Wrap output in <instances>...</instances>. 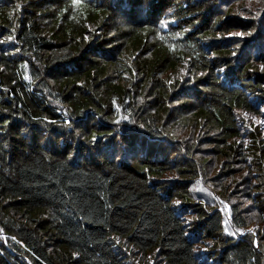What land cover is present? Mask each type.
Here are the masks:
<instances>
[{
    "label": "trees",
    "instance_id": "obj_1",
    "mask_svg": "<svg viewBox=\"0 0 264 264\" xmlns=\"http://www.w3.org/2000/svg\"><path fill=\"white\" fill-rule=\"evenodd\" d=\"M226 1L0 0V264H264V139L235 119L264 118V0L244 20ZM176 100L225 160L167 131Z\"/></svg>",
    "mask_w": 264,
    "mask_h": 264
},
{
    "label": "rangeland",
    "instance_id": "obj_2",
    "mask_svg": "<svg viewBox=\"0 0 264 264\" xmlns=\"http://www.w3.org/2000/svg\"><path fill=\"white\" fill-rule=\"evenodd\" d=\"M262 1L263 0H227L224 4H222V6H223L224 10L227 11L228 14H230V12L234 11L235 13L240 15L239 20H244L245 18L252 19L256 16H259ZM263 15H264V13L262 14V16ZM262 26H264V25H262ZM263 29H264V27H263ZM236 31H239V30H231V31H228V33L229 32H236ZM228 33H225V35L223 37H227ZM234 38H237V40H238V38H240V37H230V38H226L225 40H228L230 42V46H232L234 48V53H235L237 50V45L240 42ZM230 39H232V40H230ZM258 39H260V38H258ZM256 40H254L251 45H249L247 43L244 45L245 48L246 47L249 48V52L254 51V53H252V54H255V49H256V46L258 43ZM239 45H241V43ZM257 62L258 61H254V64L252 66L248 67V71H250V73H254V70H252V69L260 70L261 65H264V62H262V64L257 63ZM237 67L239 69L238 72H240L241 67L238 65H237ZM176 69H178V68H175V69L170 68V69L166 70V72H170L171 70H176ZM181 70H183V69L181 68ZM173 74H174V71H171V75H173ZM123 78L124 77L117 78V80H119V82H118L119 84L123 83ZM252 78H253V76H252ZM252 89L253 90L247 91V95H249V97L251 95H253L252 93H254V87ZM151 104L154 105V107H157L154 103H151ZM172 104H177V105L170 106V108L168 107V111H166V112H168V115H166V118L167 119L171 118V121L168 123V125L166 127L167 131L174 132V136L176 135L175 138L180 140V142L182 143V145L184 147H188V145L193 143L195 148H196L195 149L196 150L195 151V157H196V160L198 162H200L204 158V156H207L205 158L206 160L204 161V164L205 163L208 164L211 161L218 162V161L225 160L226 156L223 155L224 149H222L223 153H220V151H219L220 149L217 148V144H219L221 142V140H218V138L222 136L224 129H222V131H218L217 128L215 127V125L213 124V122H211L210 119H208V117L205 116L204 113H198V112L188 113L185 110L179 111L178 107H179L180 103H178L177 100L174 102L172 101ZM240 110L239 109L235 110V113H236L235 119H236L237 125H239L242 128L244 133L250 132L253 125L259 126V132H260L261 136H263V139H264V123H261V122H264V118L260 117V115H253L250 112L244 111L243 109H240ZM161 113H162V116H165V113H163V112H161ZM184 114H185V116H184ZM161 118L162 117H160V121H161ZM238 119L242 120V121H238ZM160 121H159V123H163ZM52 140H55V137H53ZM227 140H230V138H228ZM212 141L214 142L213 144H212ZM248 143H249V140L246 137H244L243 147L245 145H247ZM180 156L181 155H174V158H180ZM245 158H247V161H249V162L253 160V156H251L250 154H246ZM235 166H240V165H239V163L236 162ZM236 168H238V167H236ZM242 170L240 172H238L239 177H241L244 174V170L243 171ZM171 176H174V175L171 174ZM206 184H207V186H209V190H207V187H205L204 183H202V182H200L196 185L190 184V185H188L187 188L189 190H191V192L196 193L198 199L203 198V200H205L207 202V204L210 203L212 205V199L210 197L211 196L210 194L218 193V190L216 189L214 183L210 182V183H206ZM245 186L246 185H244V184L242 185L243 194H245L244 193ZM230 189L232 190V194L235 195V198L238 197V194L241 196L240 201L238 199L236 201V202H240V203H238L239 209H241V208L245 209L246 206L253 203L252 200L249 199V197H247L243 194L241 195L238 191H237L238 192L237 193L235 191L236 188L234 187V185H231ZM190 194H191V196H193L192 193H190ZM217 197H218V199H221V200L223 199L220 194ZM225 198H227V197H225ZM175 200L179 201L178 205L181 204L180 198L179 199L176 198ZM202 204L203 203H200V205H202ZM226 204H227L226 209H225V206H223V205H217V207L221 210L222 209L223 210H229V207L232 204H234V200H232V199L228 200L227 199ZM181 209H182V207L180 206L179 210H181ZM202 248H204V247H202ZM201 254L205 255L206 253L204 251H200V255Z\"/></svg>",
    "mask_w": 264,
    "mask_h": 264
},
{
    "label": "snow or ice",
    "instance_id": "obj_3",
    "mask_svg": "<svg viewBox=\"0 0 264 264\" xmlns=\"http://www.w3.org/2000/svg\"><path fill=\"white\" fill-rule=\"evenodd\" d=\"M73 3L74 4H79L80 3V0H73ZM248 35H251V33H249ZM245 36V33L241 32V31H236V32H229L227 37H217L218 39H226V38H230V37H243ZM9 41L13 40V37L12 36H9L7 38ZM237 47H239V44L237 45ZM233 55H235V53H233ZM219 71H223V69H220ZM261 71H264V65H261ZM203 75V74H201ZM260 111L262 113H264V108L260 109ZM261 123H264V122H261ZM97 139V137L93 136L92 137V140L93 142H95ZM176 203L178 204L179 201H176ZM225 224H227V221L224 222ZM225 233L227 234V228H225Z\"/></svg>",
    "mask_w": 264,
    "mask_h": 264
}]
</instances>
